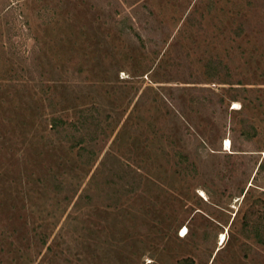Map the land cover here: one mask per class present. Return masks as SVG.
Segmentation results:
<instances>
[{"label":"rangeland","instance_id":"374dc122","mask_svg":"<svg viewBox=\"0 0 264 264\" xmlns=\"http://www.w3.org/2000/svg\"><path fill=\"white\" fill-rule=\"evenodd\" d=\"M192 263L264 264V0H0V264Z\"/></svg>","mask_w":264,"mask_h":264},{"label":"bare ground","instance_id":"6f19581e","mask_svg":"<svg viewBox=\"0 0 264 264\" xmlns=\"http://www.w3.org/2000/svg\"><path fill=\"white\" fill-rule=\"evenodd\" d=\"M227 143L229 144L230 142L229 141H227ZM185 233H186V229H184V231L182 232V236L183 235H185ZM219 244H222L223 243V241H224V235H221L220 237H219Z\"/></svg>","mask_w":264,"mask_h":264},{"label":"trees","instance_id":"16d2710c","mask_svg":"<svg viewBox=\"0 0 264 264\" xmlns=\"http://www.w3.org/2000/svg\"><path fill=\"white\" fill-rule=\"evenodd\" d=\"M193 264V263H192Z\"/></svg>","mask_w":264,"mask_h":264}]
</instances>
